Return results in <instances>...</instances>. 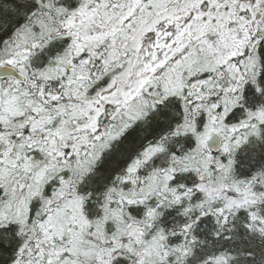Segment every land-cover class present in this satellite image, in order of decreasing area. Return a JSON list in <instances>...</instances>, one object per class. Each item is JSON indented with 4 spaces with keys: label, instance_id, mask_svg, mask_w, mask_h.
I'll use <instances>...</instances> for the list:
<instances>
[{
    "label": "snow or ice",
    "instance_id": "snow-or-ice-1",
    "mask_svg": "<svg viewBox=\"0 0 264 264\" xmlns=\"http://www.w3.org/2000/svg\"><path fill=\"white\" fill-rule=\"evenodd\" d=\"M0 264H264V0H0Z\"/></svg>",
    "mask_w": 264,
    "mask_h": 264
}]
</instances>
